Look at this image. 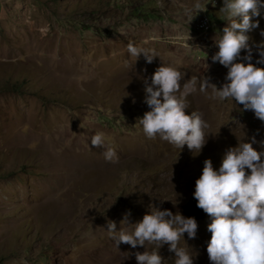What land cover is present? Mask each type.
Masks as SVG:
<instances>
[{
  "label": "rangeland",
  "instance_id": "1",
  "mask_svg": "<svg viewBox=\"0 0 264 264\" xmlns=\"http://www.w3.org/2000/svg\"><path fill=\"white\" fill-rule=\"evenodd\" d=\"M222 3L0 0V264H136L134 254L145 248L120 243L117 249L108 222L130 229L121 221L125 213L136 223L153 204L189 217L183 206L206 158L218 170L243 132L246 142L255 137L257 151L264 148V122L230 99H211V88L189 96L185 109L202 112L213 134L219 129L199 154L149 139L139 124L150 110L144 79L150 83L163 63L185 74L181 85L192 75L217 87L226 82L228 69L211 61L214 40L229 22ZM252 19L259 27L246 33L250 44L264 40V9ZM188 32L191 47L178 39ZM128 42L158 56L135 61ZM253 58H259L255 47ZM96 133H103L104 149L91 145ZM109 147L116 162L104 158ZM195 220V238L185 233L184 241L193 264H211V217ZM158 251L174 264L167 244Z\"/></svg>",
  "mask_w": 264,
  "mask_h": 264
},
{
  "label": "clouds",
  "instance_id": "2",
  "mask_svg": "<svg viewBox=\"0 0 264 264\" xmlns=\"http://www.w3.org/2000/svg\"><path fill=\"white\" fill-rule=\"evenodd\" d=\"M196 7L201 11L199 5ZM261 9H264V0H223L219 10L226 14L229 22L220 31L219 39L214 40L218 50L211 56L213 63L218 62L228 69L226 82L220 87L211 83L209 77L196 75L181 85L185 74L178 67L164 63L153 72L150 83L144 79V102L150 110L139 117V124L147 138L159 137L179 151L186 145L193 155L199 154L208 136L218 134L219 129L213 134L208 131L210 125L202 112L193 110L186 114L185 109L190 104L189 96L197 90L206 93L209 88L211 99L221 102L230 99L236 106L242 105L240 111L251 110L264 122V68L256 66L264 64V40L250 44L251 37L246 34L259 27V21L252 17L260 16ZM193 17L189 16L188 22ZM260 35L264 37V30ZM178 39L191 47L187 43L191 39L189 32ZM253 47L259 53L256 64L252 62ZM127 52L135 61L143 54L147 63L158 56L155 50L136 47L132 42H128ZM230 120L233 119L228 122ZM90 140L92 146L104 149L103 133H96ZM237 140V146L223 153L218 170L211 159L204 160L193 196L197 207L211 217L207 225L211 237L206 249L211 264H264V148L257 151L253 147L255 137L246 142L244 132ZM260 143L264 146V141ZM103 155L109 162L118 159L111 147ZM149 209L136 223L129 222L130 212L125 213L121 221L131 225L130 229L117 230L114 221L107 223V232L115 247L118 249L120 243L132 248L143 246L145 251L134 254L136 264H166L158 250L167 244L169 251L175 253L174 264H193L195 254L184 241V234L195 238L198 228L195 218L154 204L149 205ZM148 245L152 246L151 250ZM127 257L126 253L124 259Z\"/></svg>",
  "mask_w": 264,
  "mask_h": 264
},
{
  "label": "water",
  "instance_id": "3",
  "mask_svg": "<svg viewBox=\"0 0 264 264\" xmlns=\"http://www.w3.org/2000/svg\"><path fill=\"white\" fill-rule=\"evenodd\" d=\"M257 58H252V62L256 64ZM261 64H256V66H260ZM194 193V191H193ZM193 193L190 195V198L186 205L183 206V208L187 210L185 213H187L189 216L194 217L195 219H203L205 217V212L197 207V202L193 196Z\"/></svg>",
  "mask_w": 264,
  "mask_h": 264
},
{
  "label": "built area",
  "instance_id": "4",
  "mask_svg": "<svg viewBox=\"0 0 264 264\" xmlns=\"http://www.w3.org/2000/svg\"><path fill=\"white\" fill-rule=\"evenodd\" d=\"M203 20L204 19H206V16H203V18H202ZM203 20H202V22H199V24L201 23V25L200 26H203V24H206L207 22H203Z\"/></svg>",
  "mask_w": 264,
  "mask_h": 264
}]
</instances>
